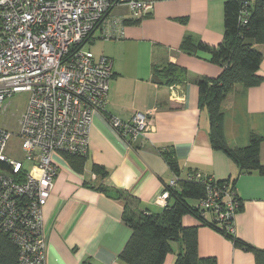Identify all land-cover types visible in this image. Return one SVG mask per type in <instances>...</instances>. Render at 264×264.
I'll use <instances>...</instances> for the list:
<instances>
[{
	"label": "crops",
	"instance_id": "crops-1",
	"mask_svg": "<svg viewBox=\"0 0 264 264\" xmlns=\"http://www.w3.org/2000/svg\"><path fill=\"white\" fill-rule=\"evenodd\" d=\"M226 1L159 0L141 21L124 24L120 37L106 38L101 29L94 32L87 47L96 59L113 60L114 75L105 110L93 117L82 170L74 169L64 155H55L58 171L44 208L46 264H127L120 255L132 228L123 219L125 199L120 193L133 199L138 209L161 211L156 199L175 174L164 155L169 151L181 178L198 170L235 188L242 203L235 217L236 237L264 249V174L242 173L233 158L213 147L209 114L199 100L198 80L218 77L222 67L209 53L191 54L180 48L189 33L211 46L222 42ZM116 13L133 20L125 9ZM256 47L263 55L258 71L262 80L251 87L239 85L228 94L223 103L224 134L236 147L249 144L253 134L260 136L264 164V43ZM169 63L186 70L185 81L166 85L153 80L154 66ZM151 109L152 128L135 142L110 123L113 117L128 120L136 111ZM94 164L108 175L101 177ZM205 215L204 223L191 213L183 217L184 225L198 226L201 257H216L218 264H256L253 251L212 226L215 216ZM171 245L165 264H174L184 247L182 240Z\"/></svg>",
	"mask_w": 264,
	"mask_h": 264
},
{
	"label": "built area",
	"instance_id": "built-area-1",
	"mask_svg": "<svg viewBox=\"0 0 264 264\" xmlns=\"http://www.w3.org/2000/svg\"><path fill=\"white\" fill-rule=\"evenodd\" d=\"M157 1L0 0V116L10 97L29 92L19 120L23 160L5 154L12 133L0 126V164L8 166L0 167V232L18 244L19 264H46L44 208L58 171L55 155H87L93 117L105 110L113 60L95 58L87 47L92 35L101 29L106 38L120 37L125 19L117 10L141 19ZM242 14L246 17L248 9ZM153 114V109L136 111L128 120L113 117L110 123L135 142L151 130ZM181 180L204 185L200 207L236 233L242 203L235 188L214 175L175 173L156 203L166 207L170 188H178Z\"/></svg>",
	"mask_w": 264,
	"mask_h": 264
},
{
	"label": "trees",
	"instance_id": "trees-1",
	"mask_svg": "<svg viewBox=\"0 0 264 264\" xmlns=\"http://www.w3.org/2000/svg\"><path fill=\"white\" fill-rule=\"evenodd\" d=\"M246 9L248 14L243 18L242 10ZM142 19L125 20L124 24L130 21L139 22ZM224 24V37L218 46H211L189 33L184 36L180 48L191 54L209 53L211 60L222 67L218 77H202L197 82L200 103L206 107L209 114V133L213 147L223 150L233 158L242 173L258 171L264 174V164L260 156L263 139L253 134L246 146L236 147L229 144L224 134L223 111L225 99L237 86L251 87L262 80L258 71L263 55L256 44L264 43V0H227L224 4ZM185 79L186 70L176 64L169 63L153 68L155 82L174 85L182 83ZM63 155L74 169L82 170L86 155ZM164 155L172 170L180 175L174 153L169 151ZM0 167L8 168L4 164H0ZM25 169H28V164ZM93 170L103 178L108 175V171L100 165L94 164ZM24 172L26 171L22 174ZM20 179H23L22 175ZM120 196L125 199L123 219L132 228V235L120 255L127 264H165L172 251L171 243L176 240H182L184 247L177 254L174 264H218L216 257L200 256L198 226H186L183 223V217L187 213L193 214L202 223L208 222L204 210L200 207V200L205 196L204 185L181 180L178 188H170L168 205L159 212L151 211L150 208L138 209L129 196L123 193H120ZM171 199H174L172 203ZM190 200L197 203L194 204ZM211 224L233 238L237 245L253 251L256 264H264V249L243 244L236 237V233H230L220 226L217 220ZM19 256L18 244L8 233L0 232V264H19ZM83 264L93 263L85 261Z\"/></svg>",
	"mask_w": 264,
	"mask_h": 264
},
{
	"label": "rangeland",
	"instance_id": "rangeland-1",
	"mask_svg": "<svg viewBox=\"0 0 264 264\" xmlns=\"http://www.w3.org/2000/svg\"><path fill=\"white\" fill-rule=\"evenodd\" d=\"M28 99L29 92L27 91H20L15 93L7 100L6 111L0 116V126L8 129L12 133L5 148V154L12 159H24V152L22 150L21 140L18 136V132L19 120L27 106ZM205 213L206 212L204 211V214Z\"/></svg>",
	"mask_w": 264,
	"mask_h": 264
},
{
	"label": "bare ground",
	"instance_id": "bare-ground-1",
	"mask_svg": "<svg viewBox=\"0 0 264 264\" xmlns=\"http://www.w3.org/2000/svg\"><path fill=\"white\" fill-rule=\"evenodd\" d=\"M89 147V146H88Z\"/></svg>",
	"mask_w": 264,
	"mask_h": 264
}]
</instances>
